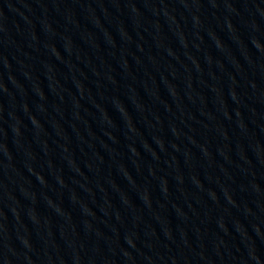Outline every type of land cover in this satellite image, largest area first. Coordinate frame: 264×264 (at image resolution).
I'll use <instances>...</instances> for the list:
<instances>
[{
    "label": "water",
    "instance_id": "95a60500",
    "mask_svg": "<svg viewBox=\"0 0 264 264\" xmlns=\"http://www.w3.org/2000/svg\"><path fill=\"white\" fill-rule=\"evenodd\" d=\"M0 264H264V0H0Z\"/></svg>",
    "mask_w": 264,
    "mask_h": 264
}]
</instances>
